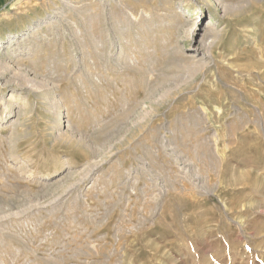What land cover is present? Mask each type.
Here are the masks:
<instances>
[{"label": "rangeland", "instance_id": "374dc122", "mask_svg": "<svg viewBox=\"0 0 264 264\" xmlns=\"http://www.w3.org/2000/svg\"><path fill=\"white\" fill-rule=\"evenodd\" d=\"M247 1L6 0L0 264H264Z\"/></svg>", "mask_w": 264, "mask_h": 264}, {"label": "crops", "instance_id": "0c3cea01", "mask_svg": "<svg viewBox=\"0 0 264 264\" xmlns=\"http://www.w3.org/2000/svg\"><path fill=\"white\" fill-rule=\"evenodd\" d=\"M6 3V0H0V7H2Z\"/></svg>", "mask_w": 264, "mask_h": 264}, {"label": "bare ground", "instance_id": "6f19581e", "mask_svg": "<svg viewBox=\"0 0 264 264\" xmlns=\"http://www.w3.org/2000/svg\"><path fill=\"white\" fill-rule=\"evenodd\" d=\"M248 1H250V0H248ZM248 1H247V2H248ZM94 45H95V44H94ZM122 54H123V53H122ZM113 61H114V60H113ZM217 159H218V158H217Z\"/></svg>", "mask_w": 264, "mask_h": 264}]
</instances>
